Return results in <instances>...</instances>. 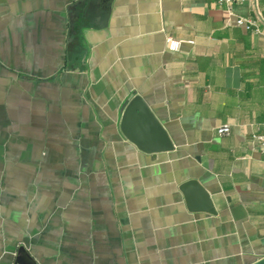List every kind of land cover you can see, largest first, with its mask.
Returning a JSON list of instances; mask_svg holds the SVG:
<instances>
[{
    "label": "crops",
    "instance_id": "0c3cea01",
    "mask_svg": "<svg viewBox=\"0 0 264 264\" xmlns=\"http://www.w3.org/2000/svg\"><path fill=\"white\" fill-rule=\"evenodd\" d=\"M131 95L171 149L122 134ZM263 121L264 0H0V264L264 257Z\"/></svg>",
    "mask_w": 264,
    "mask_h": 264
},
{
    "label": "water",
    "instance_id": "95a60500",
    "mask_svg": "<svg viewBox=\"0 0 264 264\" xmlns=\"http://www.w3.org/2000/svg\"><path fill=\"white\" fill-rule=\"evenodd\" d=\"M135 122L141 123L145 127V132L149 134L151 141L147 140L146 136L142 137L139 131L140 126L135 127ZM120 129L128 140L145 152H160L172 148L164 127L139 95L129 97L120 119ZM181 190L188 201L196 196L200 198L204 208L211 211L207 194L196 181L190 180L183 183ZM17 258L25 264H37L23 249H19ZM251 264H264V257L255 260Z\"/></svg>",
    "mask_w": 264,
    "mask_h": 264
},
{
    "label": "built area",
    "instance_id": "2783aa9c",
    "mask_svg": "<svg viewBox=\"0 0 264 264\" xmlns=\"http://www.w3.org/2000/svg\"><path fill=\"white\" fill-rule=\"evenodd\" d=\"M216 4L223 7L228 13H233V6L243 3L246 0H215ZM236 24L243 26L247 30L259 31L257 24L254 20L243 16L236 17ZM168 48L172 51H178L180 49L181 41L172 37L167 38ZM230 131L228 125H220L216 132L218 135H226ZM253 140L257 148L264 153V121L260 124L258 131L253 134Z\"/></svg>",
    "mask_w": 264,
    "mask_h": 264
}]
</instances>
